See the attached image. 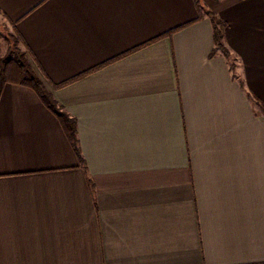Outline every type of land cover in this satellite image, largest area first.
I'll return each instance as SVG.
<instances>
[{"label": "crops", "instance_id": "1", "mask_svg": "<svg viewBox=\"0 0 264 264\" xmlns=\"http://www.w3.org/2000/svg\"><path fill=\"white\" fill-rule=\"evenodd\" d=\"M0 13L81 154L34 88L5 84L0 264H264V0Z\"/></svg>", "mask_w": 264, "mask_h": 264}, {"label": "trees", "instance_id": "2", "mask_svg": "<svg viewBox=\"0 0 264 264\" xmlns=\"http://www.w3.org/2000/svg\"><path fill=\"white\" fill-rule=\"evenodd\" d=\"M213 18L215 20V35L217 44L226 54H228V50L221 42L223 38L224 22L216 19L215 17ZM6 40L10 42L11 45L8 47L7 53L0 56V96L5 84L9 81L34 88L44 103L53 112H55L62 121V124L69 138L72 140L79 158L81 159L80 149L78 147L76 122L62 109L33 70L27 57L30 51L23 36L18 31H14L13 33H8ZM21 43L25 46V50L21 49L19 45Z\"/></svg>", "mask_w": 264, "mask_h": 264}, {"label": "rangeland", "instance_id": "3", "mask_svg": "<svg viewBox=\"0 0 264 264\" xmlns=\"http://www.w3.org/2000/svg\"><path fill=\"white\" fill-rule=\"evenodd\" d=\"M13 31H11V26L8 23V21L0 13V38H2L3 41L5 38V41L8 43V46H10L11 43L6 40V36L8 35V33L9 34L13 33ZM19 45H20L21 49L25 50V46L22 43Z\"/></svg>", "mask_w": 264, "mask_h": 264}]
</instances>
